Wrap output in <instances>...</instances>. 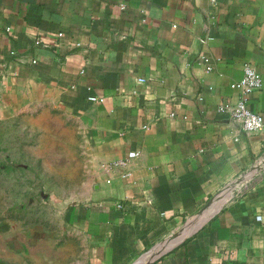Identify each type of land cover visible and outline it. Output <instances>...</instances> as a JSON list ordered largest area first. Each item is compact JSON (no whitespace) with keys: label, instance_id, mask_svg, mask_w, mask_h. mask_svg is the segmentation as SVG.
<instances>
[{"label":"crops","instance_id":"obj_1","mask_svg":"<svg viewBox=\"0 0 264 264\" xmlns=\"http://www.w3.org/2000/svg\"><path fill=\"white\" fill-rule=\"evenodd\" d=\"M248 61L264 115V0H0V114L36 99L81 119L91 174L69 214L93 264H133L264 156V126L218 110ZM124 158L129 176L104 165ZM151 264H264V170Z\"/></svg>","mask_w":264,"mask_h":264},{"label":"rangeland","instance_id":"obj_2","mask_svg":"<svg viewBox=\"0 0 264 264\" xmlns=\"http://www.w3.org/2000/svg\"><path fill=\"white\" fill-rule=\"evenodd\" d=\"M81 119L47 100L0 114V264H93L91 241L69 207L91 166Z\"/></svg>","mask_w":264,"mask_h":264},{"label":"built area","instance_id":"obj_3","mask_svg":"<svg viewBox=\"0 0 264 264\" xmlns=\"http://www.w3.org/2000/svg\"><path fill=\"white\" fill-rule=\"evenodd\" d=\"M59 35L62 33L59 32ZM79 44V43H77ZM12 54H17L15 50L12 51ZM32 62H36L37 59L34 57L31 59ZM211 65H207V69H210ZM140 81H144V77L139 78ZM262 85V76L255 65L248 61L244 65V73L242 77L237 80H234L231 83V86L237 90V98L234 101L221 102L218 104V110L221 112H226L230 115L233 122L241 126L245 131H257L263 128L264 126V115L260 112L254 111L247 104V98L249 94L259 89ZM199 98L200 97L199 95ZM90 100H103V97H98L95 95L89 96ZM174 114L173 112L171 113ZM139 154L138 150H133L129 152V157H133ZM106 167L110 168H122L124 169L122 175L129 176L131 175L130 169H128V159H118L111 162L104 163ZM118 206L122 207V202L118 203Z\"/></svg>","mask_w":264,"mask_h":264},{"label":"water","instance_id":"obj_4","mask_svg":"<svg viewBox=\"0 0 264 264\" xmlns=\"http://www.w3.org/2000/svg\"><path fill=\"white\" fill-rule=\"evenodd\" d=\"M264 170V156L260 157L253 165L243 171L230 182L226 183L219 191H217L196 213L189 216L183 225L164 237L160 242L151 247L147 252L141 255L133 264H151L160 257L168 248L177 244L180 240L190 235L195 228L202 222L195 223L219 198L228 195V197L220 204L212 213L225 204L238 190L247 184L252 178ZM205 217L204 219H206Z\"/></svg>","mask_w":264,"mask_h":264},{"label":"bare ground","instance_id":"obj_5","mask_svg":"<svg viewBox=\"0 0 264 264\" xmlns=\"http://www.w3.org/2000/svg\"><path fill=\"white\" fill-rule=\"evenodd\" d=\"M229 195V194H228ZM228 195H225L219 200H217L201 217H199L195 223L201 222L204 220L205 217H207L210 213H212L218 206H220L221 203L228 197Z\"/></svg>","mask_w":264,"mask_h":264}]
</instances>
